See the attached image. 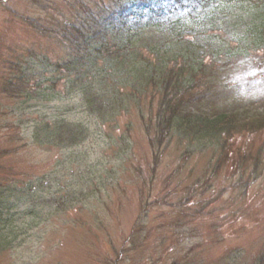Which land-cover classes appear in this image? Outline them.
<instances>
[{
  "label": "rangeland",
  "instance_id": "1",
  "mask_svg": "<svg viewBox=\"0 0 264 264\" xmlns=\"http://www.w3.org/2000/svg\"><path fill=\"white\" fill-rule=\"evenodd\" d=\"M76 1L0 0V184L10 185L6 217L17 232L0 264H256L264 128L229 136L227 157L214 142L197 151L194 138L176 135L160 150L153 88L117 112L123 96L100 109L84 101L60 34ZM225 21L198 37L201 89L186 110L238 112L244 124L264 125V50L241 39L245 24ZM61 119L86 129L76 144L34 140L40 123Z\"/></svg>",
  "mask_w": 264,
  "mask_h": 264
},
{
  "label": "trees",
  "instance_id": "2",
  "mask_svg": "<svg viewBox=\"0 0 264 264\" xmlns=\"http://www.w3.org/2000/svg\"><path fill=\"white\" fill-rule=\"evenodd\" d=\"M72 6L75 20L63 22L60 33L72 46L63 62L66 71L78 77L72 88L79 86L83 100L92 99V106L97 103L99 109L110 99L114 106L115 100L123 96L122 106L112 109L114 112L127 107L129 101L137 104L136 93L144 95L153 88L156 137L152 146L161 150L176 135L181 140L194 138L198 151L206 148L208 140L220 145L222 158L227 157L228 137L245 129L244 125L252 127L250 130L264 128L244 124L238 112L206 115L186 110L201 89L198 72L205 50L197 48L200 34L219 29L228 18L245 24L241 39L251 42L250 47L264 50V0H78ZM221 49L222 46L215 51ZM83 79L92 80L88 84H95L98 90L83 83ZM57 80L49 79L53 84ZM118 86L130 91L124 96ZM55 96H48L49 100ZM40 124L33 135L40 144L74 145L86 131L64 119L55 127L49 122ZM236 167L243 169L241 164ZM219 169L212 167V175ZM9 191L10 185L4 188L0 184V254L17 237L12 227L13 215L6 217ZM256 264H264V257Z\"/></svg>",
  "mask_w": 264,
  "mask_h": 264
}]
</instances>
